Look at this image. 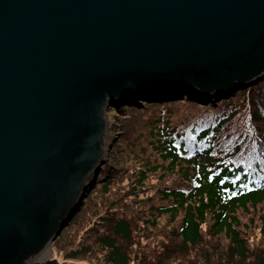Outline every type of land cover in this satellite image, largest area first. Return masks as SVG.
Listing matches in <instances>:
<instances>
[{"label": "water", "instance_id": "1", "mask_svg": "<svg viewBox=\"0 0 264 264\" xmlns=\"http://www.w3.org/2000/svg\"><path fill=\"white\" fill-rule=\"evenodd\" d=\"M262 78L264 0H0V264H33L79 210L108 106Z\"/></svg>", "mask_w": 264, "mask_h": 264}, {"label": "trees", "instance_id": "2", "mask_svg": "<svg viewBox=\"0 0 264 264\" xmlns=\"http://www.w3.org/2000/svg\"><path fill=\"white\" fill-rule=\"evenodd\" d=\"M125 119V164L103 166L89 220L76 223L83 203L62 229L75 232L65 259L264 264V78L206 104L129 107Z\"/></svg>", "mask_w": 264, "mask_h": 264}, {"label": "rangeland", "instance_id": "3", "mask_svg": "<svg viewBox=\"0 0 264 264\" xmlns=\"http://www.w3.org/2000/svg\"><path fill=\"white\" fill-rule=\"evenodd\" d=\"M181 96H182V100L193 101L191 99H186L185 94ZM181 96H179L180 100H181ZM148 103H150V101H140V103L135 102V103L125 104L120 107L108 106L106 108V112H105L106 129H105L104 142L106 143L105 144L106 147L110 146V150L107 151L108 155L105 156L107 159L106 160L107 166L109 168L111 169L114 168L115 164L116 165L125 164L123 162L122 157L124 156H122V153L120 152L118 154V148L119 146L122 145V135L120 134V132L122 131V126L125 123H128V121L125 119L126 112L128 111L129 107L140 109V108H144L145 105ZM100 168L104 169L103 166H101ZM95 186H97V184H95ZM89 196L90 198L87 200L84 198V200H86L85 201L86 203L83 202L84 206L81 210V214L78 217L76 214H75L76 216L74 215L75 217H77L76 223H78V225H82L84 223L83 218L84 219L89 218V215L88 213L86 214V212L88 210L89 211L94 210L93 205L98 201L96 198H94L93 193L90 194ZM66 227H68V225ZM74 233L75 232L72 229H65V231H62L61 235L55 239L52 245L47 246V253L43 264H100L99 259L96 258L97 255L94 256L86 255L84 257H80L76 259H65L66 253L69 251L68 246L70 244L71 237L73 236Z\"/></svg>", "mask_w": 264, "mask_h": 264}, {"label": "bare ground", "instance_id": "4", "mask_svg": "<svg viewBox=\"0 0 264 264\" xmlns=\"http://www.w3.org/2000/svg\"><path fill=\"white\" fill-rule=\"evenodd\" d=\"M188 94H190V93L188 92ZM193 94L194 95H199L198 93H193ZM154 96H156V95H154ZM200 97H204V95L200 94V96H197V98H200ZM109 140H110V138H109ZM104 144H106V143L104 142ZM106 153H107V151H106ZM46 253H47V246L44 249H42L40 252H38V254L32 259L33 264H43L44 260H45Z\"/></svg>", "mask_w": 264, "mask_h": 264}]
</instances>
